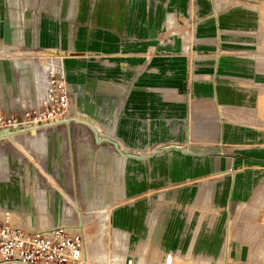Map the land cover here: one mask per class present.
<instances>
[{
    "label": "rangeland",
    "instance_id": "374dc122",
    "mask_svg": "<svg viewBox=\"0 0 264 264\" xmlns=\"http://www.w3.org/2000/svg\"><path fill=\"white\" fill-rule=\"evenodd\" d=\"M94 1L96 5L98 0ZM110 1L124 5L123 0ZM188 2V10L179 15L166 13L162 32L170 38L164 39L165 44L172 41L171 36L181 35V45H189L187 52L197 53L188 55L192 79L197 75L205 81L215 75L218 83L229 82L244 94L238 103L223 104L219 101L223 99L219 96L221 91L214 90L213 103L219 118L206 113L197 122L190 116V98L192 136L205 134L203 125L215 121L214 130L220 129L213 137L214 143L221 148L192 149L264 159V136L251 126L253 122L254 126H260L257 107L264 94V70L259 68L264 66V0ZM81 3L82 0H0V93L4 95L0 104L4 108L12 104L8 99L13 102L20 80L33 88V71L38 63L42 64L35 70L39 79L43 68H64L70 51L79 47L85 56L92 48L114 47L106 40L91 39L84 48L79 38L83 26ZM228 14L240 21L221 24V16ZM206 25L209 33L204 35L202 26ZM115 41L118 48H125L123 39ZM198 56L211 58L198 59ZM107 70L100 72L113 79L114 71ZM118 89L121 94L126 93V87ZM79 112L82 111L71 102L70 117L83 118L104 133L105 122L96 119L93 123L79 116ZM107 153L117 152L108 142L97 143L91 128L75 120L0 138V166H11L0 168V213L10 210L17 222L29 227L81 223L88 264H125L132 257L127 255L130 251L127 230L115 225L119 216H115L112 208L120 206H132L142 211L146 219V233L136 248V256L142 261L132 264H163V255L170 249L178 252L175 264L261 262L264 257L261 162L237 161L232 173L225 172L230 168L229 158H212L215 166L207 176L170 182L163 190L136 194L121 169L123 161L119 160L117 171ZM245 181L249 194L238 199L233 194L234 186L237 192L240 189L247 192ZM36 182L51 192L47 199L33 198L31 190ZM178 227L181 231L176 236ZM114 230L121 232L117 233V239ZM116 254L120 255L117 259Z\"/></svg>",
    "mask_w": 264,
    "mask_h": 264
},
{
    "label": "crops",
    "instance_id": "0c3cea01",
    "mask_svg": "<svg viewBox=\"0 0 264 264\" xmlns=\"http://www.w3.org/2000/svg\"><path fill=\"white\" fill-rule=\"evenodd\" d=\"M123 2L124 5L118 6L115 1L98 0L95 5L94 0H82L83 26L79 38L82 39L84 48H87L91 39L106 40L109 44L115 45L92 48L87 56L80 47L70 51L65 59L64 69L70 88L78 92L74 96V92L71 91L72 104L75 109L82 111L77 114L91 119L93 123L96 119L105 122L106 130L101 133L103 136L117 141L124 152L141 155L123 157L117 154L115 146L108 142L117 153L107 154L110 155L117 171L120 169L119 160L123 161L121 169L133 184L136 194L163 190L170 182H184L189 178L207 176L215 166L212 158H229L230 168L225 172L232 173L237 168V161L240 160L261 162L264 165L263 158L192 149L218 147L213 137L220 128L214 130L217 123L210 121V124L203 125L205 129L200 128L206 131L205 134L198 138L193 137L189 117L190 98L192 97L190 116L192 121L197 122L199 118H204L202 115L206 113L211 118H219L220 114L213 103L214 90L221 91L219 96L223 99L219 101L223 104L238 103L244 99V94L236 85L229 82L218 83L215 75L205 81L203 77L197 75L192 79L189 74L191 59L188 55L197 53L181 49V35L171 36L172 41L165 44L164 39L170 38L165 36L167 33L162 32L166 13L171 11L179 15L186 8L188 10L190 2L188 0H123ZM220 19L223 25L236 24L240 21L231 19L229 14L221 16ZM206 26H202L201 33L204 35L209 33L207 29L209 26ZM117 39L124 40L125 48H118L115 41ZM197 58L208 59L211 56ZM192 68L195 69V66ZM102 69L114 71L115 77L108 79L109 74H101ZM118 87H126V93L121 94ZM1 97H4L2 93ZM259 102L257 118L260 126H254V122L251 126L264 136V94L259 98ZM169 145L183 146L190 152L175 147L164 148ZM236 155L244 158L231 157ZM9 167L11 166H0L4 170ZM245 186L247 192L241 189L237 192L234 186L233 194L236 198L248 196L250 189L246 181ZM31 193L35 195L34 199L41 200L47 199L51 194L46 188H41L40 182H36ZM112 209L115 216H119L115 218V225L127 230L126 242L130 247L127 255L132 256V262H141L142 259L136 256V248L146 233L143 212L132 206ZM180 231L178 227L176 236ZM118 232L120 231L114 230L115 239L118 238ZM114 257L117 259L120 255L116 254Z\"/></svg>",
    "mask_w": 264,
    "mask_h": 264
},
{
    "label": "built area",
    "instance_id": "2783aa9c",
    "mask_svg": "<svg viewBox=\"0 0 264 264\" xmlns=\"http://www.w3.org/2000/svg\"><path fill=\"white\" fill-rule=\"evenodd\" d=\"M23 10L21 15L23 16ZM20 17H18L19 19ZM185 52L189 45H181ZM33 71V88L20 80L8 109L0 104V138L42 130L70 118L71 89L62 66L43 68L38 79ZM1 100V98H0ZM18 101V103H17ZM10 132L9 135H2ZM100 136H103L99 132ZM83 225L77 221L29 227L17 222L10 210L0 213V264H88ZM264 232V218H263ZM264 234V233H263ZM178 253L168 250L163 264H175ZM127 258L125 264H132ZM258 264H264V257Z\"/></svg>",
    "mask_w": 264,
    "mask_h": 264
},
{
    "label": "water",
    "instance_id": "95a60500",
    "mask_svg": "<svg viewBox=\"0 0 264 264\" xmlns=\"http://www.w3.org/2000/svg\"><path fill=\"white\" fill-rule=\"evenodd\" d=\"M66 119H67V120H66ZM66 119H65L66 122H68V121H70V120H75V121L82 122V123L88 125V126L92 129V131H93V133H94L95 141H96L97 143H100V142H102V141H107V142L112 143V144L115 146L116 151H118V153H119L121 156H123V157H125V156H141V155H138V154H135V153H131V152H124V151L121 150V148L119 147L117 141H115V140H113L112 138L107 137V136H100V135H99V132L93 127V125H91L90 123H88V122L85 121V120L77 119V118H74V117H70V118H66ZM9 134H10V132H7V133H4V134H2V135L6 136V135H9ZM171 147L179 148V149L183 150L184 152H190L187 148H184L183 146H177V145H169V146H165L164 148H171ZM228 155H232V154H228Z\"/></svg>",
    "mask_w": 264,
    "mask_h": 264
},
{
    "label": "bare ground",
    "instance_id": "6f19581e",
    "mask_svg": "<svg viewBox=\"0 0 264 264\" xmlns=\"http://www.w3.org/2000/svg\"><path fill=\"white\" fill-rule=\"evenodd\" d=\"M258 60H263V58H258ZM263 63H264V60H263ZM259 68H261V70L263 69L264 70V66H262V67H259ZM262 81V80H261ZM258 85V84H257ZM260 89H261V87H260ZM77 119H82V120H85V119H83V118H80V117H77ZM67 120V119H66ZM85 121H87V120H85ZM88 123H90L91 124V122H89V121H87ZM91 125H93V127L98 131V132H100V133H102V131L95 125V124H91ZM34 131H38V130H33V131H31V132H34ZM21 135V134H20ZM120 155V154H119ZM203 155V154H202ZM222 156H225V155H222ZM233 159H237V158H244L243 156H241V155H236V156H231Z\"/></svg>",
    "mask_w": 264,
    "mask_h": 264
}]
</instances>
